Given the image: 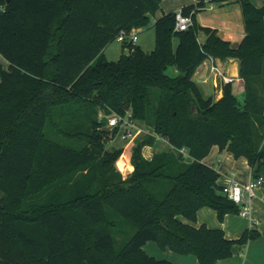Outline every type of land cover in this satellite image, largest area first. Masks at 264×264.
Here are the masks:
<instances>
[{"label": "trees", "instance_id": "obj_1", "mask_svg": "<svg viewBox=\"0 0 264 264\" xmlns=\"http://www.w3.org/2000/svg\"><path fill=\"white\" fill-rule=\"evenodd\" d=\"M162 1L0 0V56L9 63L0 66V264H174L149 256V242L218 264L261 238L252 229L231 241L182 219L196 223L203 208L221 222L241 212L204 163L214 147L264 178V5L197 0L181 10L193 25L177 31L176 12L153 23ZM209 1L241 5L237 48L200 24ZM151 25L154 51L130 44L118 62L105 59L122 31ZM208 59L240 61L244 104L232 84L219 101L205 97L194 75ZM102 113L144 122L174 151L146 161L153 140L145 139L133 150L134 172L110 175L123 151L107 149L120 128L105 130ZM118 166L130 169L127 160Z\"/></svg>", "mask_w": 264, "mask_h": 264}, {"label": "crops", "instance_id": "obj_2", "mask_svg": "<svg viewBox=\"0 0 264 264\" xmlns=\"http://www.w3.org/2000/svg\"><path fill=\"white\" fill-rule=\"evenodd\" d=\"M253 5L261 8L264 5V0H251ZM197 0H163L160 9L153 18V23L163 17L164 14L172 12H180L184 7L197 5ZM198 20L204 27L217 29L220 36L231 42L234 48H237L245 38V28L243 21V13L241 5L237 2L229 3H214L207 2L205 9L198 14ZM152 30V25L150 27ZM177 44V43H176ZM126 49L125 54L128 52ZM106 51V50H105ZM216 66L226 76L235 78L236 81L232 83L236 96L244 97V81L240 77V61L236 59H229L224 62H216ZM0 66L4 71L9 68V63L2 56H0ZM195 82L203 91L205 97H213L215 101H219L223 97L222 79L213 71L212 60H206L196 71L194 75ZM1 82V77H0ZM134 135L133 138H127L122 131V139L127 141L120 144V150L123 151L122 156L127 158L130 169L121 170L118 167L124 179L128 178L135 170L132 164V153L138 141L146 137H151L153 143L147 145L142 150V156L146 161H152L155 155L162 153L173 152L174 148L169 142L158 136L154 129L147 126L142 121H134ZM120 133V134H121ZM123 145V146H122ZM129 150L126 151V150ZM121 156V157H122ZM120 157V158H121ZM187 162H193L190 158ZM204 163L214 168L219 174L218 185L224 187L229 183V179H235L242 185L248 184L253 179L252 168L245 158L235 159L234 156L227 151H220L218 147H214L211 154L204 160ZM264 194L262 191L257 192L256 197L251 199L249 206L252 209V218H246L242 215H228L225 220L221 222L215 210L210 208H203L198 213L196 223L182 219L186 224L193 225L197 228L207 226L210 229L223 230L226 238L231 241L239 240L246 231L256 229L261 233V238L256 241H251L244 246L236 245L234 247L233 256L229 259H224L218 264H264ZM145 252L161 261H168L174 264H200L199 260L194 255H179L169 251L170 259H158L156 255L161 253L167 254V251H160L161 249L155 242H149L144 247Z\"/></svg>", "mask_w": 264, "mask_h": 264}, {"label": "built area", "instance_id": "obj_3", "mask_svg": "<svg viewBox=\"0 0 264 264\" xmlns=\"http://www.w3.org/2000/svg\"><path fill=\"white\" fill-rule=\"evenodd\" d=\"M176 30L186 31L193 25V20L191 16H184L182 12L177 13L176 18ZM118 42L128 46L130 44L136 45L138 42L137 34L133 32L122 31L117 37ZM213 71L221 77L222 83L232 84L236 81L235 78L226 77L216 66L213 59ZM108 127L114 129L116 127L122 128L124 131V136L127 138H133L134 135V121L131 120L130 116L122 117L119 115H112L108 120ZM185 155L186 152L183 151ZM262 191L264 194V178H253L248 184L242 185L235 179H229V183L223 187V194L232 202L241 207L240 215L246 218H252V209L249 206L251 199L256 197L257 192ZM264 202V197H263Z\"/></svg>", "mask_w": 264, "mask_h": 264}, {"label": "rangeland", "instance_id": "obj_4", "mask_svg": "<svg viewBox=\"0 0 264 264\" xmlns=\"http://www.w3.org/2000/svg\"><path fill=\"white\" fill-rule=\"evenodd\" d=\"M152 20H153V18H152ZM150 27L151 26H149L147 28H134L132 30V32L134 34H137V36H138V42L136 43V46H139L141 49H143L147 53H151L155 49V30H152ZM174 43L176 45L177 41L175 40ZM125 51H126V49L124 48V44H122L118 41H115L106 49L104 56H105V59L109 62H118L121 59V57L125 54ZM167 74L171 77H174V78H176L180 75V73L173 67H170L167 70ZM237 98H238L240 103L244 104V102H245L244 97H240V96L238 97L237 96ZM110 118H111V116L106 118L103 113L99 115L100 121H108ZM104 129L107 131L112 130L111 128L108 127V125H105ZM122 131H123V129L121 128L117 137L108 144L107 149L109 151L119 150L121 148L120 144L127 142V141H124L122 139V133H121ZM54 138L62 144H66V145L72 144L76 148H79V147L85 145L84 141L72 140V139H68L66 137H54ZM148 138H151V137H146L145 139H148ZM139 142H141V140H139L138 143ZM126 151L129 152L128 149ZM120 157L118 158L117 162L114 164V170H112L110 172V175L115 174L116 171L119 172V170H118L119 166L118 165H120V163L127 160V158H125L124 156H122L121 158ZM186 158H187V160L190 159V157L188 155L186 156ZM126 179H124V180H126ZM98 188H100V185L97 186V189ZM0 196H1V194H0ZM160 251L164 252L163 250H160ZM170 255H172V254L168 250L167 254L159 252V254L156 256L158 259H170Z\"/></svg>", "mask_w": 264, "mask_h": 264}, {"label": "water", "instance_id": "obj_5", "mask_svg": "<svg viewBox=\"0 0 264 264\" xmlns=\"http://www.w3.org/2000/svg\"><path fill=\"white\" fill-rule=\"evenodd\" d=\"M129 54V51L126 53V55ZM192 111L195 113L196 112V108H193Z\"/></svg>", "mask_w": 264, "mask_h": 264}]
</instances>
